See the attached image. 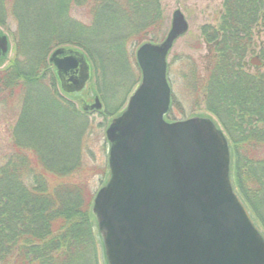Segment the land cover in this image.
Segmentation results:
<instances>
[{"label":"trees","instance_id":"trees-1","mask_svg":"<svg viewBox=\"0 0 264 264\" xmlns=\"http://www.w3.org/2000/svg\"><path fill=\"white\" fill-rule=\"evenodd\" d=\"M160 1L0 0V25L14 43L13 58L0 70V93L23 98L13 153L0 164V264H98L87 175L95 168L83 161L92 112L58 93L47 56L61 45L81 48L94 64L98 89L113 88L108 73L115 86L134 84L139 68L132 49L156 42ZM80 7L88 19L72 14ZM201 31L206 72L200 75L193 62L184 82L194 96L203 93L229 138L233 183L264 225V44L256 51L255 39L264 32V0H224L218 22ZM249 52L262 60L254 72ZM106 104L104 113H111Z\"/></svg>","mask_w":264,"mask_h":264},{"label":"water","instance_id":"water-1","mask_svg":"<svg viewBox=\"0 0 264 264\" xmlns=\"http://www.w3.org/2000/svg\"><path fill=\"white\" fill-rule=\"evenodd\" d=\"M188 23L179 9L159 43L136 50L141 81L111 119L109 176L92 205L107 264H264V235L234 190L231 149L207 115L167 121L171 88L167 58ZM10 50L0 29V63ZM62 91L84 111L92 65L80 49L56 48L49 57ZM250 62L261 65L258 56Z\"/></svg>","mask_w":264,"mask_h":264},{"label":"rangeland","instance_id":"rangeland-1","mask_svg":"<svg viewBox=\"0 0 264 264\" xmlns=\"http://www.w3.org/2000/svg\"><path fill=\"white\" fill-rule=\"evenodd\" d=\"M223 1L224 0H161L160 10L163 19V26L158 33V38L156 42H161L167 35L172 21L173 12L179 9L185 16L188 23V30L186 33L181 35L174 43L169 56H168V70L167 79L171 88V102L172 106L165 116L167 121H176L186 119L194 115L204 114L210 116L212 119L216 120V117L206 109L204 103V95L202 92L199 93L198 97L194 96L191 91H188L186 82H184L185 76L183 72L190 71L191 64L194 62L199 70V74H205V69L207 66L206 54L207 45L202 36V27L207 24H216L219 20L220 15L223 11ZM72 14L79 19H88V16L81 7L72 10ZM12 27L14 26L11 22ZM0 29L9 36L10 50L8 52V57L5 63L0 67V70L4 68L9 61L14 56L13 41L10 36L9 31L2 25ZM257 42L256 51L259 45L264 44V32H261L255 37ZM62 47H55L50 51L47 56V62H49V57L51 53L56 49ZM133 56L135 59L136 48L132 49ZM87 55V54H86ZM253 56H259L256 52H249L246 56V60L249 63V71L254 72V65L249 62ZM92 68L94 69V64L92 60L87 55ZM260 58V57H259ZM261 59V58H260ZM262 61V60H261ZM52 74H54V67H52ZM106 82L113 85L111 89L108 87L109 91H105L101 88L99 84V89L97 88L95 77L92 80V89L89 91L87 98L93 99L95 94L100 97L103 105L102 112L94 111L90 113L91 124L87 132V141H85V148L83 150V161L87 168H95V172H90L88 176V186L90 190L94 193V197L97 191L105 184L109 176L108 167V150L109 142L106 138V129L111 122V119L115 117L120 111H122L127 105L128 99L137 86L140 84L141 72L139 70V80L134 84L125 82L120 86L116 85V79L113 78L111 73L107 74ZM184 77V78H183ZM103 78V77H102ZM101 78V82H102ZM100 82V81H99ZM56 88L58 93L67 98L65 94L59 88L56 82ZM100 90V91H99ZM22 96L14 94V96H9L7 93H0V164L4 163L10 154L13 153L11 148L12 145V134L13 125L17 121L20 107L22 106ZM195 98L198 99V104L195 106L193 103ZM68 99V98H67ZM78 100V98H76ZM6 101V102H4ZM4 102V103H3ZM76 106L80 108L78 102H75ZM106 103H108V108L111 113H104L106 108ZM18 114V115H17ZM219 123V122H218ZM221 126V125H220ZM12 127V128H11ZM225 132V131H224ZM226 134V133H225ZM227 137V135H226ZM229 144L230 140L227 137ZM232 150V149H231ZM232 156V154H231ZM234 165L235 158L233 154L232 167H231V177L234 179ZM105 170V173H102ZM234 188L235 185H234ZM239 199L245 206V208L251 214V218L260 229L264 235V225L255 217L254 212L251 210L247 201L243 198L239 190H235ZM94 199V198H93ZM264 212V210H263ZM95 233H98L97 226H95ZM96 252H97V263L106 264L103 246L97 235L96 239Z\"/></svg>","mask_w":264,"mask_h":264}]
</instances>
